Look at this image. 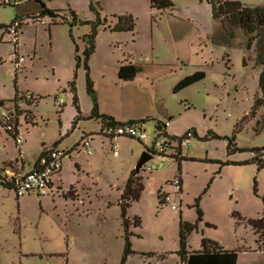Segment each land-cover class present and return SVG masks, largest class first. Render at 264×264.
I'll use <instances>...</instances> for the list:
<instances>
[{"label":"rangeland","instance_id":"374dc122","mask_svg":"<svg viewBox=\"0 0 264 264\" xmlns=\"http://www.w3.org/2000/svg\"><path fill=\"white\" fill-rule=\"evenodd\" d=\"M70 1L79 11L85 3V0ZM98 1L117 11L136 3L144 11L136 22V37L141 38L143 48L151 38L153 55L175 66L155 70L143 66L141 75L133 83L157 85L156 91L146 88L144 92L145 102L150 104L145 110L151 113L149 115L159 116V123H166L168 135L182 138L187 132L192 133L188 148H183L185 160L178 164L173 159L180 156L177 152L165 158L153 155L146 167L155 170H140L144 190L139 200L126 209L130 222L135 217L140 220L138 228L129 227L131 249L136 254L127 257L125 264H180L176 255L179 224L195 221L193 204L199 196V208L206 223L202 222L198 230L189 235L188 250H199L201 239L207 238L227 250L238 251L239 264H264V256L248 253L256 248V243L247 223L261 215L260 197L264 195V169L248 164L252 159L251 149H264V128L256 133V120L247 118L258 91L261 68L256 60L264 48L263 38L257 37L249 45L248 37L238 27L226 33L204 1L170 0L174 5L173 15L158 11L148 13V0ZM220 1H237L248 8L264 7V0ZM16 3L19 9L13 5V0L8 6H0V25H8L17 17L50 11L52 7L61 9L58 12L63 16L69 5L67 0L51 3L49 0H16ZM58 20L50 28L51 34L48 23L25 21L18 33L17 55L24 58L18 71L13 69L12 44L5 32L0 41V99H13L16 94L23 97L19 107L29 119L26 123L23 114L20 135L25 140L21 147L28 151V158L42 143L54 142V146L58 142L59 149L66 152L80 142L84 129L93 130L98 126L96 120L76 119L77 111L72 106L65 79L70 78L75 83L78 106L84 109L92 97L87 92L82 62L75 69V47L68 33L69 24ZM86 29L81 27L80 30ZM108 36L109 33H103L99 37L94 63L102 62L108 49ZM73 41L80 48L82 60L83 40H78L76 29ZM69 50L73 54L70 67L67 64ZM174 50L184 56V65L175 61ZM194 72H202L204 78L174 93L175 82ZM88 76L101 102L109 93H116L118 97L124 95L121 89H126L125 85L112 82L101 69L89 72ZM58 98L64 101L60 108L56 105ZM5 106L12 104L6 102ZM144 124L146 139L142 142L120 139V158L113 157L108 141L103 153L92 158L80 145L77 164L83 174L73 164L76 153L65 158L62 164L64 196L53 189L43 199L36 194L17 198L12 190L0 188V264H120L124 232L118 206L119 187H123L142 152L145 148L151 149L156 137L154 123L145 121ZM1 132L7 152L17 154L13 139ZM209 134L220 139L200 140ZM223 137L233 139L237 149L243 151H235L228 157L227 141ZM227 160L247 162V165L219 169L215 164ZM179 176L183 186L179 193L180 207L175 211L168 204H161L159 196L173 194L170 182ZM74 184L82 202L66 199ZM231 189L233 194H230Z\"/></svg>","mask_w":264,"mask_h":264},{"label":"trees","instance_id":"16d2710c","mask_svg":"<svg viewBox=\"0 0 264 264\" xmlns=\"http://www.w3.org/2000/svg\"><path fill=\"white\" fill-rule=\"evenodd\" d=\"M200 3L202 1L206 2L212 11V15L215 19H218L221 23L222 28L226 33L231 32L235 27H238L247 37L249 45L257 38L262 37L264 40V7H255V8H248L242 6L241 3L237 1H220V0H198ZM16 0H13V5L15 6ZM9 4H0V6H8ZM96 5L94 0H91V9ZM150 8L157 11H172L174 5L170 0H149ZM94 11V10H93ZM72 23L69 24V36L74 44L75 52H77L76 44L73 41V37L71 35V28L75 26V17L71 13L69 14ZM36 15H32L30 17L25 18H16L8 25H0V29H3L6 32V29L15 22H19L18 27L21 30V27L24 26V23L28 19L35 18ZM40 18H48L50 22L48 26L56 25V19H60L58 21H62L61 23H65L66 20L62 16H55L53 13L48 12H40L38 14ZM117 22L113 26L107 25L106 19H100L99 15L96 13V17L94 21H84L78 22V25L89 26L90 31L87 35L83 36L82 40L84 42V49L82 51V60L80 57H76V66L77 69L82 62L83 70L86 73V88L87 92L91 95L93 100V107L90 115L87 117L88 120H96L99 121L102 125V129L105 126L111 125H123L125 123H118L111 117L100 115L98 113L95 93L92 90L91 83L88 76V61L91 55L95 51V40L97 33L100 30L109 31L112 33H121V32H132L134 30V21L130 16H123V17H115ZM257 65L260 66L261 71L258 77V91L253 97L252 106L247 118L255 119V131L258 133L264 128V48L257 56L256 60ZM143 67L136 66L133 64L122 65L118 69V79L122 82H131L133 79L139 75L143 70ZM204 78V74L202 72H195L192 75H189L182 80H180L173 89V92L176 93ZM69 92L72 96V106L77 111V121L79 119H83L81 117V113L79 112L78 108V100L76 96V89L74 81H71L68 84ZM29 98V97H28ZM23 97H15L10 101H0V108L4 109L8 116L12 117V121L15 126L18 125V120L22 118L23 113L19 107V101H21ZM31 97L29 98V101ZM28 101V102H29ZM10 102L12 104L11 107H6L5 103ZM27 102V101H26ZM30 103V102H29ZM263 109V111L258 115V111ZM28 115V114H27ZM25 114L24 121L27 123L29 119V115ZM147 120H141L139 122L130 121L126 124L129 125H136L144 123ZM75 124V121H74ZM1 125V124H0ZM2 126V125H1ZM165 125H161L160 123H155V132L156 137H165L173 143H178V140L181 138L177 137H168L167 134L163 131V127ZM3 127V126H2ZM4 128V127H3ZM5 130V129H4ZM6 131V130H5ZM7 134L14 140L15 136L10 132L6 131ZM196 134H194L195 136ZM196 137V136H195ZM120 138V137H119ZM127 138V137H126ZM84 139V138H82ZM81 139V141H82ZM131 139V138H130ZM209 139H220L215 134H209L207 137L200 139L201 141H208ZM222 139L227 141L226 152L227 156H231L235 151H243L242 149H237L236 145L233 143V139H228L227 137H223ZM140 142V141H138ZM172 153L177 152L181 153L180 148H171ZM146 151L149 150L146 148ZM252 159L248 164H256L259 170L264 169V149H251L250 151ZM174 160L179 164L180 161L185 160V158H181V156H175ZM215 164L219 165V169L224 166L230 165H247V162L236 163L231 162L229 160L225 162L216 161ZM8 168H11L10 166ZM4 168L0 169V173H2ZM142 177H140L139 173H135L134 170L130 173L129 178L123 188L121 193L118 206L120 207V217L122 220V227L124 232V250L123 256L120 260V264H125L126 258L136 254L131 249V241L130 237L132 236L129 233V227L138 228L140 225L139 218H134L133 221H129L126 218V209L130 206L132 202H136L139 200L144 187L142 183ZM0 187L12 190L10 186L2 183L0 181ZM13 191V190H12ZM254 192H256L254 190ZM205 193V191H204ZM68 196L72 197L71 190L68 192ZM162 196H159V202L161 203ZM262 203V212L261 215L252 220H248L247 223L253 231L255 236V243L256 247L259 251L264 252V195L260 197ZM199 201L200 196L195 199L193 208L195 209L196 219L193 223L190 222H182L180 221L179 224V232H178V250L176 252L177 257L179 258L180 264H236L238 251L236 250H227L218 243L207 239L202 238L200 243V249L197 251H190L188 250V237L189 235L198 230V225L203 222V214L201 209L199 208ZM152 256L153 254H149ZM160 256L159 258H162Z\"/></svg>","mask_w":264,"mask_h":264},{"label":"crops","instance_id":"0c3cea01","mask_svg":"<svg viewBox=\"0 0 264 264\" xmlns=\"http://www.w3.org/2000/svg\"><path fill=\"white\" fill-rule=\"evenodd\" d=\"M49 1H50V3L52 2V0H49ZM67 1H68L69 5L67 6V9L64 11L65 13L63 16L61 15V13L58 12L61 9H57L56 7H52L50 9V11H43V12L44 13L51 12L56 17L62 16L66 20L65 24L72 23L70 15H69L72 13L75 17V22H74L75 26L71 28V35H72V37H74V29H76L78 40L80 38H83V36L87 35L90 31L89 26L78 25V22L94 21L95 17H96V13L99 15L100 19H106L107 25H109V26H113L117 22V19L115 17L130 16L133 19L134 30L132 32L112 33L109 31L100 30L97 33L96 40H95V51L91 55V57L88 61V67H89L88 73L89 72L92 73L93 70L101 69L102 72L104 73V76H105V74L110 76L112 82H120V83L124 84L125 85L124 87L126 88V89H121V91L124 90V92L122 93V94H124L123 96L121 95L118 97V94H116V93L107 94L104 102H101L100 98L98 97V94H97V96L95 94L96 105H97L98 113L100 115H105V116L111 117L112 119H114L118 123H128L130 121L139 122L141 120H147L148 122L149 121L153 122L154 127H155V123L158 122V119L160 117L155 116L153 114L149 115L151 113H148L147 110H145V109H147V106H149L150 104L149 105L146 104L145 97H144L146 94L144 95V92H145L146 88H148L149 91H152L153 89L156 91L157 85H154L153 82H150V84H148V86H145L143 84H134L133 82L135 81V79L137 77H139L141 75V73L139 75H137L133 79V81H131V82H122L118 79L119 67L122 65H127L129 63L136 65V66H141V67L146 66L148 69H153V70H155L156 68H159V67L168 69L170 67L175 66L171 62L164 61L160 57L153 55V51H154L153 46L154 45H153V40L151 38L148 42V46L143 48V46L141 45V38L136 37L135 32H136L137 25H138V24H136V22H138V18L144 14V11H142L141 7L137 6L136 3H135L136 5L134 4V5L123 6L122 10L117 11L118 9L113 10V9L106 8L104 6V4L103 3L101 4V2L98 0H94L96 2V5L94 7H92V9H91V0H85V3L81 7L82 9H80L81 11L83 10L86 13L85 14L84 12L82 13L81 11H79V9H77V7H75V5H73V3H71L70 0H67ZM15 6L18 7V9H19L20 5H17V3H16ZM152 11H157V10H153L150 8L149 0H148L147 12L150 13ZM158 12H161V11H158ZM173 12H174V8L172 11L166 10V11H163L161 13L173 15ZM80 14H82V15H80ZM17 16H19V15H17ZM109 18H111L112 20H109ZM56 21H57V19H56ZM52 26L53 25L48 26L49 34H51L50 28ZM81 27H85L87 29L85 31L81 32V30H80ZM1 32H2V35L0 36V41L2 40V36H3L5 31L2 29ZM68 33H69V31H68ZM103 33H109L108 38H106L108 49L105 52V54L103 55L102 62L100 64H97V63H94L93 61L95 58L94 56H96V53L98 52V50H97L98 39H99V37H101V35ZM127 34L129 36H125ZM18 41L19 40L17 38V43H18ZM171 46H172L171 47L172 49L175 48L174 43H172ZM76 47H77V52H75V49H74V60L77 56L79 57L78 50H80V48L78 45H76ZM82 48L84 49V42L82 44ZM173 52H174L175 61L177 63L180 62L179 63L180 66L184 65L185 61L182 58L184 56L179 55L177 52H175V50ZM190 56H192V55H189V57ZM72 57H73V54L71 53V50H69V55L67 57V64H69V67L71 65ZM153 57H154V60H153ZM193 57L196 58L197 55L195 54V55H193ZM145 60H147L146 63L143 62ZM72 64H73V60H72ZM79 67H80V65H79ZM190 75H192V74H190ZM187 76H189V75H186L183 78H185ZM66 80H68V81H66ZM71 81H73V80H71L70 78L65 79V82L67 84H69ZM111 81H110V83H111ZM179 81L175 82L174 87L176 86L177 82H179ZM15 97H18V95L16 94L13 98H15ZM28 97H29V95L27 96V98ZM10 100H12V99H0V101H10ZM92 107H93V100L84 109L80 105L78 106L79 112L81 113V117L83 118L84 121H89L87 119V117L90 115V113L92 111ZM90 121H92V120H90ZM96 122H97L98 126L95 129H93V130H85L84 129L83 130L81 139L82 138H84V139H82V141L80 139L79 140L80 142L78 144H76L72 149H70V150L67 149L66 152L62 151L65 153V155H64V158L62 159V162H61V169L59 171V174H58L57 178L55 179V187H54V190L57 191L58 195L61 194L62 196H64L65 192H66L65 190H63V184H62V172H63L62 164H63V160L65 158L71 157L73 154L76 153L75 154L76 157L73 159L75 161V163H73V164L78 169V172H80V174L84 173L82 170H80V166L77 164V158H78V154H79L78 148L80 147V145L82 147V150H84V153L88 157L92 158V157H95V155H97V154L103 153V151L106 148V142L108 141L110 144V150L109 151L112 152V145H115L117 147V154L115 156L113 155V157L120 158V156L122 154V152L120 151V148L122 145V143H121L122 140H120V139H128V138L120 137V138H116L115 140H110L108 137L101 134L102 125L99 121H96ZM144 123L138 124V127H140L142 130H145V124ZM18 125H19V127L22 125L21 119L18 120ZM161 125H165L163 127V131L167 134L166 123L161 124ZM1 130H3V132L5 133L4 134L5 137H10L9 134H7V132L4 130V128L0 125V169H2V168L5 169V168H8L10 166L12 169L19 171V172L24 174V173H27V172L33 170L36 167L38 159L46 151H48L50 149L60 150L59 149L60 144H58V142H55L54 146H53L54 142H51L49 145H46V143H42L40 149L38 151H36L34 153V155H32L30 157L31 158L30 159L27 157L28 155L26 156V153H28L27 150H25L21 146L15 145V147H17V154H15V155L11 154L10 155V153L7 152V150H6V146H5L6 140L3 141V139H2ZM167 136L168 137H174L173 135H168V134H167ZM85 140L89 142V145L87 147H84L83 143H82ZM24 143H25V140L23 139L22 144H24ZM14 144H15V142H14ZM144 151H146V148L144 149ZM147 153L151 154L152 156L154 155L151 149ZM130 154H131V156H133L134 153L131 152ZM180 156H181V158H186V157H184L183 148L181 149ZM131 172L132 171L129 172V175ZM129 175H128V177H126V181H125L123 187H119V188H121V193L123 191L122 188L125 187V184L127 182V179L129 178ZM178 179L180 180V193H181L183 181H182V178L180 176ZM76 184L72 185L70 188L71 193L73 192L72 197L68 196V197H66V199L68 200L71 198L74 201L82 202L81 196L75 187ZM0 188H2V187H0ZM233 192H234L233 189H231L230 194H233ZM67 195H68V193H67ZM46 197H48V195L45 197H38V198L43 199ZM51 197H53V196H51ZM193 222H190V223H193ZM203 223H206V221L203 220ZM200 224H202V222ZM200 224L198 225V227L200 226ZM212 241H214V240H212ZM214 242H216V241H214ZM216 243H218L220 245L219 242H216ZM241 252H245V251L242 250ZM248 253H252L253 255H258V256L259 255L264 256V252L259 251L257 249V247L252 251L249 250ZM236 264H239L238 256H237Z\"/></svg>","mask_w":264,"mask_h":264},{"label":"built area","instance_id":"2783aa9c","mask_svg":"<svg viewBox=\"0 0 264 264\" xmlns=\"http://www.w3.org/2000/svg\"><path fill=\"white\" fill-rule=\"evenodd\" d=\"M44 1V0H42ZM11 0H0V4H9ZM16 4V3H15ZM27 21V20H26ZM31 23H49L48 18H40L38 14L33 19H28ZM19 22H15L6 29V35L9 37L10 44H12V54L14 56L13 69L18 71L21 69L24 62L23 56L17 55V38L20 28ZM64 104L63 99L58 98L56 101L57 108H60ZM12 121V117L8 116L7 112L0 108V124L4 129L15 136L14 142L16 146H21L22 137L20 135L19 125L15 126ZM144 131L136 125H108L105 126L101 134L108 137L110 140H115L119 137H127L142 142L146 139ZM192 137L191 132H187L182 138L178 140V143H173L165 137H157L153 139L151 150L154 155L161 156L163 158L169 157L172 154L171 148H186L189 145V140ZM88 141H83V146L87 147ZM112 154H117V147L112 145ZM65 153L58 149H50L46 151L38 159L36 167L27 172L21 173L12 168H5L0 173V181L12 188L16 197L29 196L36 194L38 197H45L49 195L55 187V179L57 178L61 169V162ZM147 172L155 170L154 167H143ZM170 185L174 189L173 194H166L162 196L161 203L168 204L171 210H178L180 207L179 193H180V180L178 178L170 182ZM175 198H174V197Z\"/></svg>","mask_w":264,"mask_h":264},{"label":"water","instance_id":"95a60500","mask_svg":"<svg viewBox=\"0 0 264 264\" xmlns=\"http://www.w3.org/2000/svg\"><path fill=\"white\" fill-rule=\"evenodd\" d=\"M152 159V155L147 153L146 151H143L135 168L134 172L137 174L140 172V170Z\"/></svg>","mask_w":264,"mask_h":264}]
</instances>
